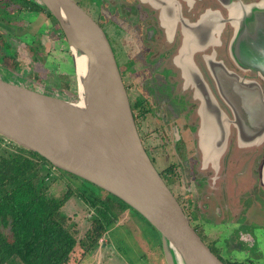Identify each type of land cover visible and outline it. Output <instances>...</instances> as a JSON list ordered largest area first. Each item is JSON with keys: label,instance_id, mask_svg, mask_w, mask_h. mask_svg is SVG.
<instances>
[{"label": "flooded vegetation", "instance_id": "1", "mask_svg": "<svg viewBox=\"0 0 264 264\" xmlns=\"http://www.w3.org/2000/svg\"><path fill=\"white\" fill-rule=\"evenodd\" d=\"M16 1L30 12L46 11L29 8L28 0ZM87 2L85 10L111 43L128 94L126 73L137 76L139 93L130 102L138 132L154 165L162 150L165 167H155L192 227L226 264H264V76L241 65L234 46L256 19L264 23V0ZM13 15V21L4 16L0 22L14 23L20 34V9ZM0 32L1 56H14L6 46L13 50L23 35L12 42L10 33L1 27ZM143 123L152 127L149 138L160 140L153 148ZM177 170L182 172L178 184L196 187V196L186 190L179 197ZM253 176L259 177L258 184L252 183ZM225 229L230 234L222 248L217 236Z\"/></svg>", "mask_w": 264, "mask_h": 264}, {"label": "water", "instance_id": "2", "mask_svg": "<svg viewBox=\"0 0 264 264\" xmlns=\"http://www.w3.org/2000/svg\"><path fill=\"white\" fill-rule=\"evenodd\" d=\"M40 1L65 35L77 76V56L87 59L78 77L83 95L70 101L0 76V134L136 210L159 232L167 264H226L192 227L150 159L103 28L75 0ZM262 21L240 32L234 46L238 62L264 76Z\"/></svg>", "mask_w": 264, "mask_h": 264}, {"label": "rangeland", "instance_id": "3", "mask_svg": "<svg viewBox=\"0 0 264 264\" xmlns=\"http://www.w3.org/2000/svg\"><path fill=\"white\" fill-rule=\"evenodd\" d=\"M31 1L42 5L40 0ZM75 1L84 9L87 8V0ZM3 5L6 6V9H3ZM23 6L21 2L16 0H0V20L3 21L4 16H9L12 17L11 21H13L16 18L13 12L20 9V17H23L20 25L23 32L18 34L20 28L17 27L16 29L14 23L3 25L0 22V27L3 29V32L10 33L11 36H8V39L12 42H15V39H19L18 37L21 35H23L22 39L24 40V42L21 40V43L17 41V45L14 46L13 50H10L12 46H6L8 54L14 53V56H1V54H4V50H0V76L11 82L17 81L28 84L31 88L47 94L78 102L80 92L76 65L65 36L58 30L60 25L48 15V12H30ZM94 12L97 14V11ZM2 35L0 32V45ZM111 38L113 44L115 40L114 35ZM30 42H33L32 45H30ZM35 47L37 50L34 49ZM126 81L130 88V100L134 102L139 93L137 76L134 75V72L128 70ZM141 121L144 122V119ZM142 126L143 134H145L146 138H149L152 127L147 125V123H143ZM148 141L151 148H153L154 143L160 142L156 138H149ZM7 143L8 141H3V144ZM234 146L231 150L232 152L236 150ZM158 152L162 153L158 154V161L161 169H164L165 156L162 150ZM149 154L151 155L150 152ZM241 161L240 157L239 162ZM159 164L155 163L158 169ZM244 169L246 167H243L241 170ZM47 170L51 173L48 180L49 193L51 195L62 196L68 190L72 193L71 198L62 211L70 217L71 224L75 225L78 238L85 237L95 216L96 209L87 199L90 193L96 194L110 205L111 214L117 218L110 225L105 235L102 236L103 241H99L97 249L87 255L79 264H167L159 232L136 210L111 196L107 197V194L102 192L99 187L81 178L61 172L56 168L50 167ZM242 172L245 173L244 171ZM181 174V170H177L175 174V189L180 195L179 197H184L186 190H191L194 196H196L194 192L196 187L184 185V182L183 185L182 183L181 185L178 184L180 183L179 180H181ZM253 177L254 181L252 183L258 184L260 181L259 177ZM83 190H86V192L84 193ZM190 206L193 208V212L197 213V207H193V204H190ZM189 211L191 212L190 209ZM193 212L189 214L192 215ZM3 232L9 233V230L3 229ZM229 234L228 229L218 234L217 241L222 248H225V242ZM207 237L211 240V236L208 235ZM250 246L247 245V247ZM262 247L264 248V240ZM253 251H256V249L253 248ZM224 256L226 257V255ZM15 264L20 263L17 262Z\"/></svg>", "mask_w": 264, "mask_h": 264}, {"label": "trees", "instance_id": "4", "mask_svg": "<svg viewBox=\"0 0 264 264\" xmlns=\"http://www.w3.org/2000/svg\"><path fill=\"white\" fill-rule=\"evenodd\" d=\"M30 5L43 8L59 24L44 5L28 0L29 8ZM58 30L65 36L61 27ZM4 140L8 143L3 144ZM50 167L56 168L39 153L0 134V264H79L97 249L102 236L116 221L110 205L90 193L87 199L96 209L95 216L85 237L78 238L75 225L62 211L72 193H49Z\"/></svg>", "mask_w": 264, "mask_h": 264}, {"label": "bare ground", "instance_id": "5", "mask_svg": "<svg viewBox=\"0 0 264 264\" xmlns=\"http://www.w3.org/2000/svg\"><path fill=\"white\" fill-rule=\"evenodd\" d=\"M76 60H77V68H78V77L80 78V81H81L82 74L86 70L87 59L84 55H81V56H77ZM79 86H80V96H82L83 95L82 85L80 84Z\"/></svg>", "mask_w": 264, "mask_h": 264}, {"label": "crops", "instance_id": "6", "mask_svg": "<svg viewBox=\"0 0 264 264\" xmlns=\"http://www.w3.org/2000/svg\"><path fill=\"white\" fill-rule=\"evenodd\" d=\"M15 83H19V84H22V85H24V86H27V87L31 88L30 85L25 84V83H21V82H17V81H16ZM32 89H33V88H32ZM105 247H106V246H105Z\"/></svg>", "mask_w": 264, "mask_h": 264}, {"label": "built area", "instance_id": "7", "mask_svg": "<svg viewBox=\"0 0 264 264\" xmlns=\"http://www.w3.org/2000/svg\"><path fill=\"white\" fill-rule=\"evenodd\" d=\"M101 242L103 241V238H101V240H100Z\"/></svg>", "mask_w": 264, "mask_h": 264}]
</instances>
